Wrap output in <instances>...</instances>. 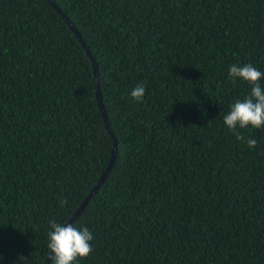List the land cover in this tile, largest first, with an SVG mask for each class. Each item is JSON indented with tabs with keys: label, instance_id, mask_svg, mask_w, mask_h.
I'll use <instances>...</instances> for the list:
<instances>
[{
	"label": "trees",
	"instance_id": "obj_1",
	"mask_svg": "<svg viewBox=\"0 0 264 264\" xmlns=\"http://www.w3.org/2000/svg\"><path fill=\"white\" fill-rule=\"evenodd\" d=\"M50 1L109 132L65 19L0 0V264H44L114 142L71 223L94 237L78 264H264V126L239 130L250 149L223 124L250 91L229 67L264 72V0Z\"/></svg>",
	"mask_w": 264,
	"mask_h": 264
},
{
	"label": "clouds",
	"instance_id": "obj_2",
	"mask_svg": "<svg viewBox=\"0 0 264 264\" xmlns=\"http://www.w3.org/2000/svg\"><path fill=\"white\" fill-rule=\"evenodd\" d=\"M228 77L233 82L239 79L247 83L250 91L243 100H236L230 106L228 113L223 116V124L237 141H244L251 149L257 141L253 138L245 139L239 130L249 127L259 129L264 126V87L260 83L264 72L251 64H233L228 69ZM145 91L143 84H138L132 89L130 96L136 102H141ZM59 204L63 208L67 200L61 197ZM48 224L50 231L47 233V248L50 264H78V258H86L92 252L91 241L94 237L88 228L78 229L72 224H61L54 219Z\"/></svg>",
	"mask_w": 264,
	"mask_h": 264
},
{
	"label": "water",
	"instance_id": "obj_3",
	"mask_svg": "<svg viewBox=\"0 0 264 264\" xmlns=\"http://www.w3.org/2000/svg\"><path fill=\"white\" fill-rule=\"evenodd\" d=\"M47 1L65 19L67 25L70 27L71 31L76 35V37L78 38V40L81 43L82 47L84 48L88 59L91 61V64H92V67H93V74H94V78H95V94H96V97H97V101H98L100 110L102 111V116H103V119H104L105 128L109 132L108 123H107V117H106L105 111H104L102 103H101L99 85H98V74H97V70H96V66H95L94 60H93V58H92L87 46L83 42L82 38L80 37V35L78 34V32L76 31L74 26L68 21V19L65 18V16L60 12V10L57 8V6L52 1H50V0H47ZM114 154H115V142H114V145H113L112 155H111V158H110V161H109V166L107 167L106 172L101 176V178L98 181V183L95 185L93 190L90 192V195L83 201V203L81 204L79 209L74 213V215L72 216V218L68 222V224H71L72 221L76 219V217L80 214V212L83 210L84 206L86 205L88 198L91 196V194H93L96 191V189L99 187V185L103 181V178L105 177L107 171L109 170V168H110V166L112 164V161H113V158H114ZM48 262H49V260H48V257H47V259L45 260L44 264H48Z\"/></svg>",
	"mask_w": 264,
	"mask_h": 264
}]
</instances>
